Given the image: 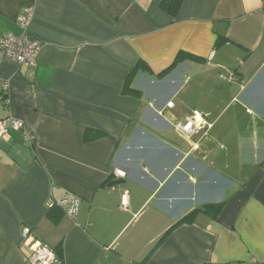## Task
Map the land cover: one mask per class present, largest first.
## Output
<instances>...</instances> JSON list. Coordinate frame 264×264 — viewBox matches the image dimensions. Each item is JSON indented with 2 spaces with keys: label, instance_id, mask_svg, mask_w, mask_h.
Wrapping results in <instances>:
<instances>
[{
  "label": "crops",
  "instance_id": "crops-1",
  "mask_svg": "<svg viewBox=\"0 0 264 264\" xmlns=\"http://www.w3.org/2000/svg\"><path fill=\"white\" fill-rule=\"evenodd\" d=\"M7 34L40 49L0 51L28 133L0 141V264H28L23 227L51 264H264V0H0Z\"/></svg>",
  "mask_w": 264,
  "mask_h": 264
},
{
  "label": "built area",
  "instance_id": "built-area-1",
  "mask_svg": "<svg viewBox=\"0 0 264 264\" xmlns=\"http://www.w3.org/2000/svg\"><path fill=\"white\" fill-rule=\"evenodd\" d=\"M30 18L31 10H24L18 15L17 22L23 29H26ZM39 49L40 42L26 35L15 37L13 34H7L0 38V51L8 59L19 64L24 63L28 66H34ZM6 91V88H4L0 94V100L7 104ZM172 104V102H168L167 107H171ZM195 114L187 117L184 122H177L175 125L188 140H191L194 135L200 134L203 129L202 117ZM17 130H23L25 134H28L21 120L11 115L0 118V141H9L12 138V132ZM57 205L64 209L69 218H74L78 213L80 200L75 195L66 193L57 200ZM21 236L29 240L28 264H51L55 260V251L33 236L29 227L22 228Z\"/></svg>",
  "mask_w": 264,
  "mask_h": 264
},
{
  "label": "trees",
  "instance_id": "trees-1",
  "mask_svg": "<svg viewBox=\"0 0 264 264\" xmlns=\"http://www.w3.org/2000/svg\"><path fill=\"white\" fill-rule=\"evenodd\" d=\"M181 1L182 0H161V7L165 9L167 12L174 13L178 9ZM219 208H220L219 204H204L201 207L193 210L190 214L194 212L210 213L211 210L218 211ZM187 218L188 215L184 217L181 221H184Z\"/></svg>",
  "mask_w": 264,
  "mask_h": 264
}]
</instances>
